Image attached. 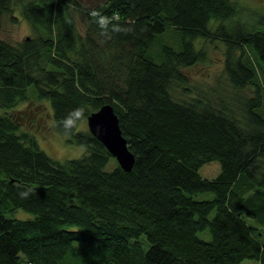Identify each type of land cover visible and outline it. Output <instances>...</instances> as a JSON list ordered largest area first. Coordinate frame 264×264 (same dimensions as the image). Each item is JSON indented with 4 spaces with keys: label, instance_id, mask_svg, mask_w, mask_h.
Masks as SVG:
<instances>
[{
    "label": "trees",
    "instance_id": "trees-1",
    "mask_svg": "<svg viewBox=\"0 0 264 264\" xmlns=\"http://www.w3.org/2000/svg\"><path fill=\"white\" fill-rule=\"evenodd\" d=\"M14 2L37 34L0 38V109L28 99L33 86L64 134L58 122L71 110L83 106L86 118L109 102L134 162L106 169L115 159L87 127L67 135L84 153L53 159L0 111V264H264V22L218 23L238 13L234 0H103L92 10L80 0H0V18ZM69 7L85 13L83 34ZM93 11L118 15L132 31L106 39ZM167 31L176 45L161 42ZM200 38L223 42L230 94L181 69L204 60ZM210 160L219 172L200 176ZM17 208L30 218L14 216ZM205 229L208 239L197 234ZM74 240L105 255L82 262Z\"/></svg>",
    "mask_w": 264,
    "mask_h": 264
},
{
    "label": "rangeland",
    "instance_id": "rangeland-1",
    "mask_svg": "<svg viewBox=\"0 0 264 264\" xmlns=\"http://www.w3.org/2000/svg\"><path fill=\"white\" fill-rule=\"evenodd\" d=\"M102 1L103 0H80L81 5L85 8V10L94 9ZM234 1L238 6V13L232 18L220 20L218 23L223 22L225 25L229 26L233 21L240 20L244 21L249 26H254L260 25L261 22H264V0ZM13 4V11L10 14L2 15L0 18V38L11 44H17L26 36L36 35L37 31L31 23L21 15V3L14 2ZM69 12L72 16V22L76 29L79 33L83 34L87 27V18L85 13L79 9L71 7H69ZM176 34L177 33L167 31L164 36L160 37V40L161 42H165L167 44L176 45ZM154 43L153 47L155 50L158 48L159 40L155 39ZM196 46L203 50L205 54L204 60L188 67H182L181 69L189 76L191 81L214 86H217L220 83L221 87L219 91L222 94H230V89L226 84L221 82L224 59L223 42L215 38L212 40H203L200 38L196 40ZM150 50L152 51V46L150 47ZM252 59L254 60L253 56ZM28 92V99L18 103L16 107L9 108L6 111L0 109V111H4L17 119L20 124L19 130H25L32 133L39 147L53 159L62 161L67 158L79 157L82 153H84L85 149L83 146L67 141L68 136L55 130L49 100L38 99L33 86L28 87ZM240 94L249 96L251 93L249 88H245ZM229 102L235 110L240 111V103L238 100H229ZM86 127V118H84V120L80 122L79 128ZM116 163V160H110L106 164L105 168L110 169ZM219 169V161L210 160L200 165L197 171L202 177L213 178L217 175ZM212 196V192H197L194 194V197L197 199L211 198ZM7 215L11 214L7 213ZM13 215L19 218L31 216V214L21 208L15 209ZM197 234L204 239H208L210 237L207 229L199 231ZM83 244L84 243L81 241H73L75 250L74 255L78 260L84 262L88 259V257H94L95 255L103 257L105 255V249H87L83 246ZM142 246L146 249L148 247V243L143 242ZM242 263L258 264L257 260L252 258H244Z\"/></svg>",
    "mask_w": 264,
    "mask_h": 264
},
{
    "label": "water",
    "instance_id": "water-1",
    "mask_svg": "<svg viewBox=\"0 0 264 264\" xmlns=\"http://www.w3.org/2000/svg\"><path fill=\"white\" fill-rule=\"evenodd\" d=\"M89 132L95 136L125 171L132 168L134 154L122 134L118 116L109 102L101 104L86 116Z\"/></svg>",
    "mask_w": 264,
    "mask_h": 264
},
{
    "label": "clouds",
    "instance_id": "clouds-1",
    "mask_svg": "<svg viewBox=\"0 0 264 264\" xmlns=\"http://www.w3.org/2000/svg\"><path fill=\"white\" fill-rule=\"evenodd\" d=\"M95 17V23L101 30V35L106 39L112 38V33L116 32H130L131 28L125 27L118 15L112 17L106 16L98 11H93L91 13ZM85 108L83 106L77 107L69 112V114L58 122V126L64 131V134L72 135L73 131L78 129L80 122L85 118ZM32 189H26L19 192L21 199H27ZM30 218V217H29ZM20 219H26L25 217H20Z\"/></svg>",
    "mask_w": 264,
    "mask_h": 264
}]
</instances>
